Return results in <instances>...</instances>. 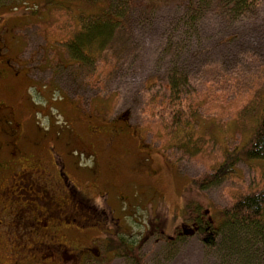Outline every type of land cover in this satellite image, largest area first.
<instances>
[{"label": "rangeland", "instance_id": "obj_1", "mask_svg": "<svg viewBox=\"0 0 264 264\" xmlns=\"http://www.w3.org/2000/svg\"><path fill=\"white\" fill-rule=\"evenodd\" d=\"M187 3L0 0V107L11 110L0 117L9 119L0 120L1 154L18 153L9 144L17 140L30 158L24 167L41 163L56 199L71 191L93 210L55 238L68 247L61 254L78 258L65 264H248L229 258L222 234H192V219L207 209L219 222L223 209L264 187V163L241 160L204 189L192 182L217 172L261 117L264 0L242 17L223 0L202 12ZM88 16L93 26L111 17L114 32L82 62L68 43ZM17 172L0 168V264L35 263L22 257L21 230L2 209ZM78 210L59 217L77 219ZM176 231L185 235L174 240ZM251 241V264H264Z\"/></svg>", "mask_w": 264, "mask_h": 264}, {"label": "trees", "instance_id": "obj_2", "mask_svg": "<svg viewBox=\"0 0 264 264\" xmlns=\"http://www.w3.org/2000/svg\"><path fill=\"white\" fill-rule=\"evenodd\" d=\"M187 1V12H195L196 9L202 12L204 11V4L213 3L215 0ZM260 2L261 0H223L226 8H222L229 11L234 17H242L257 12ZM122 5L123 3L121 2L120 6ZM106 9L107 7H101V11L97 15L98 20H102V14ZM90 18L91 16L86 17L82 23L84 26L82 25L79 34L68 43L70 54L73 55L74 60L89 61L93 56L92 54H99L100 48L104 46L102 44L105 41L101 43L100 39L103 37L107 39L114 32L115 23L111 17L104 23L97 24V26L91 25ZM177 84H179L178 80L171 78V83H169L171 93H175V91L180 89ZM173 113L174 116H178V112ZM179 116L182 117V114ZM241 160L264 163V108L261 112V117L256 119L253 131L247 141L240 148L225 154L224 165L217 172L206 174L199 177V179L193 180V186L198 187V189L212 186L224 177L232 175L235 172V166ZM192 208L190 203L186 204L183 213H190L193 210ZM197 213L198 215L192 219V227L195 229L192 234L213 232L216 240L222 234L224 239L223 249L230 253L229 258L235 257L251 264L253 261L251 257L252 251L245 249V246L250 247L252 243V241L250 243L247 242L250 237L254 239L253 242L260 244L264 249V187L241 196L231 206L223 209L220 212V223H216L210 210H204V214H202V211ZM186 226L188 227L189 225ZM183 235L185 234L176 231V237L173 239L178 240ZM225 242H228L231 246L227 247ZM209 244L213 245L214 243ZM134 250H130L129 253L132 252L131 254H133ZM136 264L141 263L136 261ZM256 264H260V261H257Z\"/></svg>", "mask_w": 264, "mask_h": 264}, {"label": "flooded vegetation", "instance_id": "obj_3", "mask_svg": "<svg viewBox=\"0 0 264 264\" xmlns=\"http://www.w3.org/2000/svg\"><path fill=\"white\" fill-rule=\"evenodd\" d=\"M0 76L4 77L1 74ZM4 112H7V116L11 114V110L8 111L6 107H0V117L6 115L3 114ZM1 121H9V119L3 118ZM9 144L18 153L10 152L11 157L8 155L4 158L1 154L2 145H0V168L6 173L13 166L18 172L12 180L13 185L7 189V194L9 193L10 196L5 199L6 203L3 200V208H1L8 210L13 215L16 226L21 230L24 243L22 250H25L22 257L35 263L44 261L45 264H65L70 259L75 260L76 254L68 256L61 254V250L68 251V247L61 243L57 244L55 238L62 230V225L76 224L82 217L85 224L89 222L90 219L87 217L89 212H93L92 207L85 202H76L71 191L67 192L65 198L56 199L54 190L50 187L48 181L49 175L41 163L38 166L37 162H33L29 167H24V164L30 159L28 154L19 148L17 140L13 141L12 138ZM31 158L36 161L34 156H31ZM76 207L79 209L76 215L77 219L71 218L69 220L66 219V216L59 217L60 214L72 213V210ZM53 210L55 213H53ZM2 226L4 224L1 221L0 227ZM89 250H86L87 253ZM81 254L80 251L79 257ZM76 260L78 261V258Z\"/></svg>", "mask_w": 264, "mask_h": 264}]
</instances>
